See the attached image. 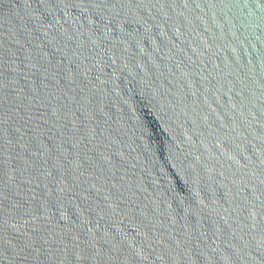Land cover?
Wrapping results in <instances>:
<instances>
[{"label": "water", "instance_id": "1", "mask_svg": "<svg viewBox=\"0 0 264 264\" xmlns=\"http://www.w3.org/2000/svg\"><path fill=\"white\" fill-rule=\"evenodd\" d=\"M0 264H264V0H0Z\"/></svg>", "mask_w": 264, "mask_h": 264}]
</instances>
